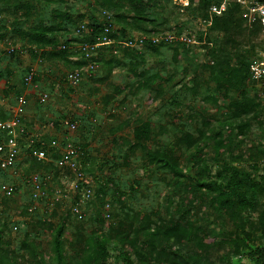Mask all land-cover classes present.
<instances>
[{"label":"rangeland","instance_id":"1","mask_svg":"<svg viewBox=\"0 0 264 264\" xmlns=\"http://www.w3.org/2000/svg\"><path fill=\"white\" fill-rule=\"evenodd\" d=\"M100 1L41 0L37 4L35 0H0V106L8 110L16 105L19 96H25L28 104L23 110V118L30 134L46 144L53 139L61 143L68 139L80 147L85 155L82 161L86 166L85 176L95 190L91 201L81 202L70 189L74 176L68 170H59L56 166L36 168L32 166L34 158L30 149L24 148L13 178L17 192L5 200L6 204L0 203V224L6 225L3 231L6 247L20 256L23 254L21 243L26 239L40 245L48 254L55 237L54 229L63 223L65 229L61 241L65 251L71 253L79 235L113 238L116 234L112 229L123 221L126 226L120 228V232H127L130 227L127 214L149 215L154 222L162 219L166 225H173L185 216L199 228L196 238L166 247L173 246L183 253L197 255L204 264H228L231 249L229 244L219 245L222 239L219 233L224 229L234 234L237 220H233L225 209H220L214 195L216 189H200L198 185L223 181L228 176L225 164L264 179V89L249 85L236 93L217 90L209 71L203 70L195 60V52L186 58L185 50L176 53L168 46L156 54L146 50L143 67L134 63L129 65L126 60L123 64L121 58L117 59L119 65L109 66L110 55L104 51L101 69L91 77L86 76L78 87L67 85L65 75L80 61L77 49L80 42L69 36L72 41L67 45L70 52L67 57H61L59 53L65 37L61 38L60 47L41 54L42 51L30 42L29 33L40 25L51 26L52 12L56 8L72 15L68 28L82 21L98 22L102 9ZM18 2L26 5L17 9ZM150 12L157 22L170 20L175 15L168 0H159V5L151 7ZM184 20L182 16L177 17L175 24ZM117 27L120 29V25ZM185 27L195 32L198 29L193 22ZM120 37L121 32L117 38ZM219 38L220 35L215 39L216 45ZM8 43L19 48L16 55L7 53ZM263 51L264 39L260 34L249 43L245 40L231 53L233 59L238 52L253 59ZM191 56L194 65H191ZM30 68L36 70L34 84L38 89L23 81ZM143 70L148 74H160L162 78L150 88L141 87L142 83L133 74ZM41 92L49 95L45 104L38 102ZM244 93L258 99L262 109L259 115L242 119V122H251L252 126L245 136L236 137L237 122L232 118L228 104ZM140 121L152 124V138L146 148L168 152L177 161L183 177L176 179L170 171L148 164L144 149H131L127 140H131L133 127ZM71 122L77 123L75 130L70 129ZM200 131L206 133V137H199ZM187 134L198 140L195 146L188 147L182 142ZM217 134L220 139L229 141L230 147L216 149L214 137ZM33 174L41 175L50 198L57 190H66L69 197L56 205L51 200L34 204L27 183ZM76 202H81L85 214L82 220L69 214ZM107 202L110 204L108 212ZM33 205L35 211L29 213L27 209ZM263 205L260 201L259 209ZM259 209L244 215L242 220L243 226L256 237V244L262 242L258 240L260 229L256 221ZM107 213L111 214L110 219L105 216ZM13 226L18 230L15 231ZM139 237L144 240L145 236ZM199 240L204 242L206 249L198 248ZM161 241L159 238L155 245L160 246ZM133 242L126 245V251L132 252ZM108 252L113 264H126L116 241L108 246ZM238 260L239 264H255L246 257Z\"/></svg>","mask_w":264,"mask_h":264},{"label":"trees","instance_id":"2","mask_svg":"<svg viewBox=\"0 0 264 264\" xmlns=\"http://www.w3.org/2000/svg\"><path fill=\"white\" fill-rule=\"evenodd\" d=\"M40 1L35 0L37 4ZM54 1L45 0V2ZM217 1L192 0L193 4L188 9L189 15L206 17L210 6ZM169 3L172 4L175 15L172 19H164L162 22H157L150 12L151 7L154 8L159 5V0H101L99 5L102 9L111 12L116 24L120 25L118 34L121 32L122 37H127L134 35V33L156 35L161 32L172 31V26L180 15L172 0H168ZM24 5L26 4L18 2L16 3V8L19 9L20 6ZM52 19L53 24L51 26L45 27L40 25L29 33L30 42L36 49L41 50L42 54L48 49L60 47L61 38L65 37L62 47L65 46L66 48L60 47L59 53L61 57L70 56L67 45L72 41V38H75L69 37L71 35V28H68L67 23L71 21L72 15L67 10L56 8L52 12ZM175 27L179 32H182L184 29L180 23H177ZM99 31L100 28L97 26L96 33L98 34ZM211 31L220 35L219 43L212 51L214 64L202 65V69L209 71L210 80L215 84L216 89L222 90L224 93H236L244 86L251 85L256 87L249 76L248 65L252 59H249V57L240 52L233 59L231 50H237L245 40L249 43L252 38L260 35V29L249 30L240 16L238 6L231 4L221 17L214 19ZM118 34L114 35V37L117 38ZM76 40L82 43L95 41V38L94 36H89L83 39L77 38ZM165 46L167 47L168 45L153 46L147 44L142 53L122 49V54L119 57H115L108 50L103 49L100 51L97 60L100 63L104 62V51H106L110 55L108 60L109 66L114 67L119 65L120 61L117 59L121 58L123 64L127 62L129 65H133L134 63L135 66L140 65L143 67L146 63V50H151L156 54L160 51L159 49ZM168 47L176 53L185 50L186 58L191 54L190 50L186 47L173 45H169ZM14 55L16 53L11 56ZM191 59H193L191 65H194V57L191 56ZM82 66L83 63L79 61L75 64L74 69H80ZM133 76L137 77L138 81L142 83L141 87L144 88H150L157 79L162 78L160 74H148L144 70L138 74L134 73ZM228 109L232 118L237 122L235 127L236 137H242L247 134L252 126L251 122H242V119L249 115H259L262 104L258 99L251 98L248 94L244 93L240 98L232 99L228 104ZM0 117L5 119L6 115H0ZM199 137H206V133L200 131ZM151 138V122L140 121L133 127L132 138L131 140H127V142L130 144L132 150L142 148L146 151L145 159L148 164L170 171L176 179L183 177L178 169L177 161L168 152H157L146 148V144ZM214 140L216 149H221L225 146L230 147V142L220 139V135L218 134L215 135ZM197 141L191 134H187L182 139V142L187 144L188 147L195 146ZM59 158V151H55L51 153L49 162H39L34 159L32 160V166L38 169H51L56 166L55 162ZM225 170L228 176L223 181H213L209 184L200 183L198 185L200 189H216L217 192L214 195H216L215 199L218 201L220 209H225L233 220H237L235 233H227L224 229H221L219 236H222V239L218 243L221 246L224 244H229L230 246L231 253L228 255V264H239L240 260L238 259L243 257L250 259L255 264H264V205L259 209V202H264V179L256 177L253 173H245L231 164H225ZM5 200L3 199L0 203L6 204ZM258 209L256 220L260 229V238L258 240L262 242L256 244L258 243L256 237L248 227L243 226L242 220L244 215L251 214V212ZM126 217L130 220V227L127 232H120V228L126 226L123 221L116 228L112 229V233L116 234L113 238H110V236L100 237L98 235H90L89 237H85L79 235L80 238L73 245L71 253H67L63 247L61 240L65 225L60 223L54 229L55 237L51 243L50 253L46 254L40 248V245L25 239L21 243L23 254L20 256L9 247H6V242L3 240V231L6 225L0 224V264H113L109 260L108 252V246L113 240L120 245V253L124 257L126 264H204L197 255L183 253L180 249L173 248V246L166 247V245L171 243L190 242L196 238L199 228L191 221H188L185 216L173 225H166L162 219L159 222H154L151 216H143L140 213L127 214ZM141 234H144V240L139 237ZM228 235L231 236L227 238ZM159 238L162 241L160 246H156L155 242ZM131 242H133V247L130 253L125 250V247ZM198 248L206 249L207 246L203 241L199 240Z\"/></svg>","mask_w":264,"mask_h":264},{"label":"built area","instance_id":"3","mask_svg":"<svg viewBox=\"0 0 264 264\" xmlns=\"http://www.w3.org/2000/svg\"><path fill=\"white\" fill-rule=\"evenodd\" d=\"M173 5L177 7V12L184 17L185 22L181 23L184 27L182 32L176 29L177 24H173L172 31L161 32L156 35L134 34L132 36L115 38L114 35L119 33V29L111 12L102 9L100 11V21L88 22L82 21L70 29L71 36L83 39L85 37L94 36L95 41L82 42L78 46L80 53V61L83 66L80 69H74L65 75L67 85L75 88L78 87L86 76L91 77L99 69L101 64L98 62V56L101 50L105 49L115 57L121 56L122 49L134 50L142 53L147 44L153 46L173 45L186 47L190 52H195V60L199 65H213L214 59L212 51L216 46V38L218 33L211 31L213 21L221 17L231 4L238 6L240 16L249 30L260 29V34L264 39V0H218L208 9L206 17L190 16L188 9L193 4L192 0H172ZM196 3V1H194ZM189 22H193L198 26L197 31L188 29ZM100 28L96 33V27ZM198 33V34H197ZM213 36L215 38L213 39ZM63 49L66 47L63 46ZM19 48L8 43L7 53L13 55L17 53ZM250 80L261 88H264V51L257 57L250 60L249 65ZM36 70L30 68L25 76L24 83L26 85L34 84L36 81ZM35 89L38 85L34 84ZM49 99L47 93L41 92L38 98L39 104H45ZM28 104L25 96H19L17 103L10 110L0 109V115H6L5 119L0 117V200L10 199L17 192V185L14 183V175L16 174V166L20 160L22 150L26 147L34 159L39 162L50 161L51 153L59 151L60 158L55 162L56 168L59 170H68L74 180L71 182L70 189L81 202H89L95 195L92 182L86 178V166L84 167V153L80 147L70 140L65 139L59 142L53 139L50 144H46L38 136L30 134L28 126L23 118V110ZM71 130L77 128L76 122L69 123ZM26 141V143H25ZM39 144V146H37ZM27 183L31 187L30 200L34 204L41 200H51L53 205L62 203L67 199L66 190H57L54 197L50 198L45 182L40 174H33L27 179ZM81 202L73 203L69 212L77 220L84 219V213L81 208ZM107 212L110 204L105 205ZM27 211L32 213L35 211V205L30 206ZM108 219L111 214L105 215ZM15 231L17 226H13Z\"/></svg>","mask_w":264,"mask_h":264},{"label":"crops","instance_id":"4","mask_svg":"<svg viewBox=\"0 0 264 264\" xmlns=\"http://www.w3.org/2000/svg\"><path fill=\"white\" fill-rule=\"evenodd\" d=\"M12 108V107H11ZM11 108H9L8 110H10ZM0 109H2V110H6V109H3L1 106H0Z\"/></svg>","mask_w":264,"mask_h":264}]
</instances>
